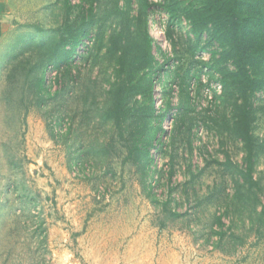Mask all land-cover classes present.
<instances>
[{
    "label": "rangeland",
    "instance_id": "obj_1",
    "mask_svg": "<svg viewBox=\"0 0 264 264\" xmlns=\"http://www.w3.org/2000/svg\"><path fill=\"white\" fill-rule=\"evenodd\" d=\"M149 1L141 11L138 0H118L119 7L115 0H0V264H264L261 210L253 208L264 204V90L252 96L260 189L243 201L229 175L244 167L242 145L202 119L206 109H223L211 61L221 47L206 33L195 40L183 17L171 25L161 0ZM242 12L258 17L247 5ZM124 13L133 30L146 23L159 65L157 111L168 107L155 120L158 142L146 166L125 161L118 143L99 146L107 134L92 111L113 81L109 38L127 26ZM67 20L87 33L58 64L57 27ZM250 70L264 78V61ZM38 77L46 90L40 103ZM179 116L184 125L172 144ZM190 116L198 118L192 126ZM79 140L92 144L88 158L77 152Z\"/></svg>",
    "mask_w": 264,
    "mask_h": 264
},
{
    "label": "trees",
    "instance_id": "obj_2",
    "mask_svg": "<svg viewBox=\"0 0 264 264\" xmlns=\"http://www.w3.org/2000/svg\"><path fill=\"white\" fill-rule=\"evenodd\" d=\"M126 1L130 4V0ZM138 1L141 11L151 5L149 0ZM115 2L119 7L118 0ZM245 5L251 7L258 17L245 15L242 12ZM160 6L172 22L171 25L183 17L190 23L195 40L201 39L206 33L210 41L221 47L219 52L212 53L211 61L212 67L218 66L215 72L220 77V93L215 97H219L223 109H206L202 119L214 127L220 136L241 143L244 167L238 164L235 172L229 170V175L233 181L234 195L247 201L255 188L260 189L259 181L253 175L254 157L260 144L252 132L255 118L252 96L254 92L264 90V78L254 76L250 65L256 60L264 61V0H199L196 4H185L182 0H161ZM66 8L68 11V1ZM80 11L84 12V8L81 7ZM124 15L127 26L112 34L108 40L109 58L113 61V81L106 88L103 101L94 102L92 111L94 123L107 134V140L99 143V146L104 149L118 143L125 150V161L146 166L151 160V148L158 142L157 132L153 128L155 120L165 116L168 107L157 111L153 92L154 76L159 65L151 50L152 38L147 33L146 23L143 20L142 27L133 30L130 24L132 18L128 14ZM69 22L67 20L63 26L57 27L63 45L58 64H65L71 59L78 39L87 33L80 22ZM62 29L68 33L67 36H64ZM169 31L167 28L168 37ZM65 45H69V48L65 49ZM228 61L233 68L226 66ZM35 85L37 101L40 103L46 91L43 77L36 78ZM85 97L87 99V94ZM197 119L190 116L189 126L194 125ZM183 125L184 120L179 116L171 133L172 144L180 135ZM158 127H161L160 124ZM77 148L81 158H88L93 146H87L83 140H79ZM225 158L229 162L230 157L226 155ZM160 172L156 170L159 176ZM256 206L261 210L259 225L264 227V204L260 203L259 206L256 200L253 208L256 209Z\"/></svg>",
    "mask_w": 264,
    "mask_h": 264
}]
</instances>
